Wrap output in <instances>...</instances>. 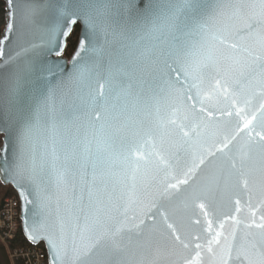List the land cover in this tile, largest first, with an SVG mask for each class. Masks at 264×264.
<instances>
[{"label": "snow or ice", "instance_id": "6c2138e0", "mask_svg": "<svg viewBox=\"0 0 264 264\" xmlns=\"http://www.w3.org/2000/svg\"><path fill=\"white\" fill-rule=\"evenodd\" d=\"M26 9L31 22L52 15L49 44L62 22L64 35L83 22L81 51L100 34L139 36L121 61L139 91L99 65L90 74V136L69 129L51 95V159L27 166L35 125L20 135L14 174L37 186L39 207L49 188L65 191V214L29 233L46 240L52 264H264V0H32ZM145 28L152 42L141 46ZM26 77L6 80L5 94L18 98ZM209 124L216 138L203 135ZM218 199L233 212L214 227Z\"/></svg>", "mask_w": 264, "mask_h": 264}, {"label": "water", "instance_id": "95a60500", "mask_svg": "<svg viewBox=\"0 0 264 264\" xmlns=\"http://www.w3.org/2000/svg\"><path fill=\"white\" fill-rule=\"evenodd\" d=\"M31 2L32 0H15L16 8L12 9L7 0H4V26L0 33V52H2L0 55V184L10 186L17 195L20 230L24 239L30 246L41 245L45 251L46 264H52V252L46 240L38 238L33 242L29 239V233L38 221L55 220L58 213L65 214V191L49 188L46 193L47 208L42 210L39 207L42 193H38L37 186L14 174L13 165L20 148V135L26 123L31 122L35 125L24 142L27 166H32L34 161L35 166L39 168L42 161L51 159L49 152L53 133L45 126L51 116L49 108L45 106V97L51 95L49 104H54L57 112L66 117L69 129L75 131L79 127L81 136L86 131L90 136L92 130L89 128V119L84 115L85 109L82 107V102L87 100L90 74L96 71L99 65V70L105 74L111 71L118 83L131 84V92L139 91L138 79H129L125 75L128 69L121 62L123 53L128 51L124 45L132 46V40L139 39V36H131L129 39L121 35L113 36L111 32L107 37L100 34L92 43L86 40L85 50L81 51L80 41L84 39L85 26L82 21H78L70 26L71 31L75 25L80 27L77 44L72 54L65 57L63 52L71 31L64 35L63 32L67 31V27L62 22L55 34L54 43L49 44L55 21L48 12L42 13L35 22L26 19V6ZM132 2L139 4L140 0H132ZM143 2L148 4L150 0ZM10 11L14 12L11 17ZM9 23L13 26L6 31ZM121 31L122 28H117V32ZM146 33L147 28L140 33L144 36L140 42L141 46H148L152 42L151 34ZM93 47L99 51H92ZM81 67L90 71H86L81 76ZM25 73H27V83L21 95L18 98L8 97L3 90V83L14 76H24ZM123 100L122 96L116 103H122ZM204 119L207 122L206 116ZM220 119L219 113H215V120ZM201 131L206 137L216 138L217 129L213 124L202 128ZM64 133L65 129L60 126L57 138L59 134ZM240 198L243 203L247 195L241 192ZM232 212L231 204L225 199H218L216 215L211 217L214 227L225 214ZM200 219L203 223L202 216ZM146 223L151 225L152 222L146 221ZM170 259L176 260L178 264V257L173 256Z\"/></svg>", "mask_w": 264, "mask_h": 264}, {"label": "built area", "instance_id": "2783aa9c", "mask_svg": "<svg viewBox=\"0 0 264 264\" xmlns=\"http://www.w3.org/2000/svg\"><path fill=\"white\" fill-rule=\"evenodd\" d=\"M18 207L19 203L13 198L5 199L0 209V243L5 247L12 263L22 252V249H12L9 246V242L14 239L19 229ZM27 250V255H20L24 260V264H32L31 259L35 261L34 264H46V255L42 247L30 246Z\"/></svg>", "mask_w": 264, "mask_h": 264}, {"label": "trees", "instance_id": "16d2710c", "mask_svg": "<svg viewBox=\"0 0 264 264\" xmlns=\"http://www.w3.org/2000/svg\"><path fill=\"white\" fill-rule=\"evenodd\" d=\"M3 26H4V0H0V33L3 29ZM79 25H75L69 35V37L67 38V41H66V45H65V49H64V56L65 57H69L76 44H77V39H78V34H79ZM0 143H1V139H0ZM6 196H13V197H17L15 191L11 188V187H8V190L5 191L4 194H1L0 193V209H1V206H2V203H3V199L6 197ZM9 246L10 248L12 249H22V252H21V256L22 255H27V252L29 249V245L28 243L26 242V240L24 239L22 233H21V230H20V227L14 237V239L9 242ZM41 247V245H40ZM20 255L18 256V258L14 259L13 260V264H24V260L22 257H20ZM31 263L34 264L35 261H33V259H31ZM0 264H11L10 262V259H9V256L7 254V251L5 249V247L0 243Z\"/></svg>", "mask_w": 264, "mask_h": 264}, {"label": "rangeland", "instance_id": "374dc122", "mask_svg": "<svg viewBox=\"0 0 264 264\" xmlns=\"http://www.w3.org/2000/svg\"><path fill=\"white\" fill-rule=\"evenodd\" d=\"M0 144H1V143H0ZM8 187H10V186H6V185H1V184H0V193H1V194H4L5 191L8 190ZM13 198H14L13 196H6V197L3 199V203H4L5 199H13ZM10 259H11V258H10Z\"/></svg>", "mask_w": 264, "mask_h": 264}]
</instances>
